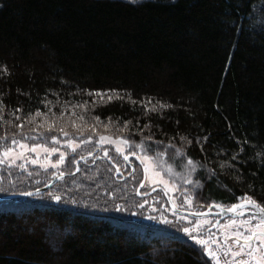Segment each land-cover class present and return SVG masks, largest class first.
I'll use <instances>...</instances> for the list:
<instances>
[{"label": "trees", "instance_id": "obj_1", "mask_svg": "<svg viewBox=\"0 0 264 264\" xmlns=\"http://www.w3.org/2000/svg\"><path fill=\"white\" fill-rule=\"evenodd\" d=\"M65 132L191 159L207 202L264 205V0H0V147ZM99 150L58 181L59 203L10 201L25 208L0 214V264H212L118 208L142 179L118 197ZM53 179L1 170L0 198Z\"/></svg>", "mask_w": 264, "mask_h": 264}, {"label": "rangeland", "instance_id": "obj_2", "mask_svg": "<svg viewBox=\"0 0 264 264\" xmlns=\"http://www.w3.org/2000/svg\"><path fill=\"white\" fill-rule=\"evenodd\" d=\"M101 136L109 137L112 140H126L123 137H114L110 134H104ZM101 136L93 140H80L76 137H72L70 134L67 136L62 134L57 137L55 141L53 139L49 141H39L35 138L19 139L17 141L27 146V149L23 150V158L16 159L12 164H9L7 159H5L4 163L0 164V171L7 169L9 174L14 173L17 177L42 175L44 179H52L61 174H74L76 171L75 168L78 167L79 164L86 165V163L89 162V158H81L80 160H77L78 156H81L86 151L93 150L94 148H100L99 154H95L93 157H108L112 160L115 166H118L121 171L128 176L125 179L118 176L121 181H117L118 187L116 188V195L121 197L123 194L124 198L122 199L124 200L128 195L127 193L125 197L128 184L131 186L136 177L143 180L144 168L145 165H148V178L146 179V183L141 189L140 194L137 193L138 187L133 190V193L136 194L135 197L138 202L135 198H130V200L134 201V203H131L132 209H129V207H127L128 204L126 203L124 204L125 206L123 203L118 204V208L122 209L123 212H133L137 216L144 214L140 217H143V219L149 223L161 224L167 226L168 229L180 232L185 240L198 246L212 264H217V258H219V264H230L232 257L230 255L224 256L223 253L225 249L223 248V245L225 244L226 236L231 238V230L233 228L231 221H236L237 224H239L242 220H248L250 216H245V218L242 219L226 218L221 220V222L214 227V224L219 218L217 216L194 219L176 214L169 208L168 202L162 191L159 190L152 194L151 191L156 187L164 188L180 209L195 212L207 210L214 204L207 202V200L203 197L201 184L195 177V172L197 170L196 165L195 170L190 169L188 162L178 167L172 161L169 152L164 150L152 152L146 149L141 143H132L129 141L128 144L121 145L124 152L118 153L116 151L117 145L114 143L100 142ZM69 141H71V144L68 143ZM33 145H40L41 147L38 148L37 151H31ZM9 147H13L15 152L22 151L19 145L14 146L10 143L9 145L0 147V153H2L5 148ZM53 148L58 149V151H51ZM45 149L48 151L46 152ZM105 152H107V155ZM61 153L64 154V162L62 164H57L56 162L59 160ZM131 153H135L136 156L148 158L143 162L144 168L135 158H131L129 161L130 163L123 159L125 154L130 156L132 155ZM74 154H76V156H74ZM0 159L4 158L0 156ZM33 161L36 162L33 163ZM108 162L111 163L110 161ZM131 164L135 165V171L133 173H131ZM21 165H23V167H21ZM53 165H55V167H53ZM111 165L112 168L110 169V172L114 173L116 171V167L113 164ZM169 168H171V172L169 171ZM84 171H86V169ZM84 171L82 173H84ZM154 172L160 173V176H154ZM161 178L164 181H168L170 186L166 188L163 183H160L159 181ZM5 184L6 180L2 179L1 186ZM58 184L59 182L43 194L30 196L28 198L42 199L45 194H50L45 198L52 199L59 203L61 201V197L59 196L57 189H55V191L53 190L55 186H58ZM185 195L189 197L191 203L185 201ZM57 196L60 197L59 200L55 199ZM8 202L9 203H2V205H0V214L7 212H20L23 208H25L20 203ZM242 212H245V210ZM251 223L254 224L255 221H251ZM212 227H214V229L211 230ZM247 227L248 225H242L240 227V231L245 232ZM184 228H189L191 233H185L183 231ZM193 235H195L197 239H193ZM200 240H203L205 243L201 244L199 242ZM232 247L233 250H235V245H232ZM208 250L216 253V257L210 256L208 254Z\"/></svg>", "mask_w": 264, "mask_h": 264}, {"label": "snow or ice", "instance_id": "obj_3", "mask_svg": "<svg viewBox=\"0 0 264 264\" xmlns=\"http://www.w3.org/2000/svg\"><path fill=\"white\" fill-rule=\"evenodd\" d=\"M132 3H135L136 0H131ZM5 71H7L5 69ZM119 98V97H118ZM109 100L112 99L111 96L108 97ZM161 108L164 107H170L169 105H160ZM153 111L156 110V107L153 106ZM65 136L68 135L67 132L64 133ZM52 139L55 141L56 137L53 136ZM183 139V137H182ZM100 142L102 143H114L116 144V151L118 153H123L124 149L121 147L122 144H128L127 140H112L109 137L101 136ZM12 145H19L21 152H15L13 147L5 148L2 153H0V156H2L4 159H0V164L4 163V160L7 159V162L9 164H12L15 162L16 159L23 158V150L27 149V146L23 143H20L16 139H12L11 141ZM71 144V141L68 142ZM189 143H191L189 141ZM40 145H33L31 148V151H37L38 148H40ZM47 152L48 150L45 149ZM51 151L55 152L58 151V149L53 148ZM107 155V152H105ZM132 155H136L135 153H131ZM64 154H60L59 160H57V164H62L64 162ZM123 159L127 161L129 159V156L125 154L123 156ZM137 159H140L143 163L147 157L143 156H137ZM36 161H33L35 163ZM188 165L190 166L191 170H195V164L194 162L189 159ZM23 167V165H21ZM55 167V165H53ZM148 165H145L144 171H145V179H147V173H148ZM169 171L171 172V168H169ZM154 176H160V173L154 172ZM155 182V181H154ZM160 183H163L165 187H169V182L164 181L162 178L159 181ZM30 194V193H29ZM55 199L59 200L60 197H55ZM242 199L245 201L243 204H233L228 211H236L239 208H246L250 207L254 209L255 211L252 213V215L249 217L248 220H242L239 224H237L236 221H231V225L233 226L231 230V238L228 236L225 237V244L223 245L224 256H231L232 260L230 264H264V205L258 203L255 199H253L252 196L245 195L242 197ZM185 201L188 203H191V200L187 195H185ZM216 207H220V205H215ZM238 215H243L242 212L238 213ZM251 221H255V223H251ZM206 223V222H205ZM242 225H248L245 232L240 231V227ZM183 231L185 233H191V230L189 228H184ZM193 239H197L195 235L192 237ZM201 244L205 243L203 240L199 241ZM255 242V243H254ZM232 245H235V250H233ZM208 254L210 256L216 257V253L208 250ZM217 264H219V258H217Z\"/></svg>", "mask_w": 264, "mask_h": 264}, {"label": "water", "instance_id": "obj_4", "mask_svg": "<svg viewBox=\"0 0 264 264\" xmlns=\"http://www.w3.org/2000/svg\"><path fill=\"white\" fill-rule=\"evenodd\" d=\"M95 154L96 153L92 154V157ZM131 158H135L138 161V163L141 166H143V163L141 162L140 159H137L136 155H130L129 159L127 160L128 163H130L129 161H130ZM97 159L110 161L111 164H113L115 166V164L109 158L100 157L99 156V157H97ZM115 167H116V171H117L118 176H120V177H122L124 179L128 177L127 175H125L121 171V169L118 166H115ZM131 167H132L131 173H133L135 171V165L131 164ZM143 168H144V166H143ZM129 176H130V174H129ZM64 177H65V174H61V175L55 177L48 185L44 186L43 188L34 190L32 192L21 193V194H12V195L1 197L0 198V203L5 202V201L15 200V199L28 198L30 196H34V195H38V194H43V193L47 192L48 190H50L61 178H64ZM145 183H146V179H145V171H144V178H143V180H142V182H141V184H140V186L138 187V190H137L138 194H140V191L144 187ZM159 190L163 192V194H164V196H165V198H166V200L168 202L169 208L173 212L178 214V215L187 216L189 218H194V219L205 218V217H208V216H217V217H219L217 222L214 224V227H216L221 222V220L226 219V218H242L245 215H247V213H243V215H238V213H240V212H242L243 210H246V209H252L250 207H246V208H239L236 211H228L227 209H229L231 206L230 207H224V206L220 205V207H216L215 205H217V204H214L213 206L209 207L207 210L202 211V212L184 210V209H180L179 207H177V205L173 201L172 197L162 187L154 188L151 191V194L155 193L156 191H159ZM243 203H245L244 200L239 202V203H237V204H243ZM252 210H253L252 212L255 211L254 209H252ZM214 227H212L211 230L214 229Z\"/></svg>", "mask_w": 264, "mask_h": 264}, {"label": "flooded vegetation", "instance_id": "obj_5", "mask_svg": "<svg viewBox=\"0 0 264 264\" xmlns=\"http://www.w3.org/2000/svg\"><path fill=\"white\" fill-rule=\"evenodd\" d=\"M253 210L252 209H247V210H245V212H242V213H247V215H245V216H251L252 215V212ZM245 216L244 217H242V218H245ZM242 218H240V219H242ZM255 243V242H254Z\"/></svg>", "mask_w": 264, "mask_h": 264}]
</instances>
